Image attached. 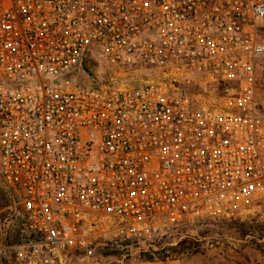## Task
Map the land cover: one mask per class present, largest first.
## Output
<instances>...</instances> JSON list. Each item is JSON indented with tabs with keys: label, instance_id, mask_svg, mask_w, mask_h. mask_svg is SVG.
Returning <instances> with one entry per match:
<instances>
[{
	"label": "built area",
	"instance_id": "2783aa9c",
	"mask_svg": "<svg viewBox=\"0 0 264 264\" xmlns=\"http://www.w3.org/2000/svg\"><path fill=\"white\" fill-rule=\"evenodd\" d=\"M263 20L264 0H0V224L26 234L8 264L261 213Z\"/></svg>",
	"mask_w": 264,
	"mask_h": 264
},
{
	"label": "rangeland",
	"instance_id": "374dc122",
	"mask_svg": "<svg viewBox=\"0 0 264 264\" xmlns=\"http://www.w3.org/2000/svg\"><path fill=\"white\" fill-rule=\"evenodd\" d=\"M260 34L264 40V20ZM100 77L104 78V75L101 74ZM255 97L258 105L264 109V55L255 72ZM1 194H4V201L0 207V220L4 221L10 212L7 207L13 204L14 195L0 178V196ZM19 222L20 220L13 216L5 226L0 224V240L4 238L1 235L2 230L17 227ZM183 240L188 242L180 245ZM107 243L115 244L122 250V254L119 257L102 256L103 247ZM93 247L91 257L79 263L73 253L69 258L70 263L264 264V210L259 214H249L239 219L211 218L176 227L168 225L152 237L128 234L125 227L118 225L99 237ZM152 249L154 252L158 250L159 253L149 259L146 252ZM14 251V245L9 246L6 241L0 243V262L7 263Z\"/></svg>",
	"mask_w": 264,
	"mask_h": 264
},
{
	"label": "trees",
	"instance_id": "16d2710c",
	"mask_svg": "<svg viewBox=\"0 0 264 264\" xmlns=\"http://www.w3.org/2000/svg\"><path fill=\"white\" fill-rule=\"evenodd\" d=\"M2 201H4V194H1V196H0V207L3 206ZM16 218H18V217H16ZM227 220H229V219H227ZM230 220H232V219H230ZM1 235H2V237H4L1 239H4V242L6 241V243L8 245H17L23 241V238L25 237L26 234L24 233V230H23V227H22L21 221H20L19 224L17 225V227L12 226L11 228L9 227V229L7 228V229L2 230ZM188 237L189 236H186V238H188ZM187 242H188L187 240L180 241V245H184ZM184 248L185 247H183V249ZM165 250H167V248ZM158 253H159L158 250L154 252L153 249L150 250L149 252H146L147 256H149V259H152L153 257H151V256H153L154 254H158ZM121 254H122V250L119 247H117L113 243H107L103 247V252L101 255L104 257H110V256L119 257ZM0 264H3V262L2 263L0 262ZM5 264H8V262L7 263L5 262Z\"/></svg>",
	"mask_w": 264,
	"mask_h": 264
},
{
	"label": "water",
	"instance_id": "95a60500",
	"mask_svg": "<svg viewBox=\"0 0 264 264\" xmlns=\"http://www.w3.org/2000/svg\"><path fill=\"white\" fill-rule=\"evenodd\" d=\"M86 60L88 61V65H93V66H97L98 65V61L93 58L90 54L87 56Z\"/></svg>",
	"mask_w": 264,
	"mask_h": 264
}]
</instances>
